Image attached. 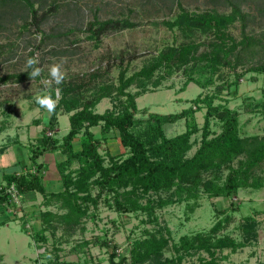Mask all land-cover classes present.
<instances>
[{
  "label": "trees",
  "instance_id": "trees-1",
  "mask_svg": "<svg viewBox=\"0 0 264 264\" xmlns=\"http://www.w3.org/2000/svg\"><path fill=\"white\" fill-rule=\"evenodd\" d=\"M56 1L53 0L49 11L40 14L35 0H0V9L3 8V12L0 10V27H3L7 20L30 17L31 20H27L25 25H35L36 30L42 31L43 22L49 13L56 10ZM154 1L178 5L179 13L176 17L164 19L159 24L162 23L171 30L178 28L186 38L179 44L175 41L174 44L166 46L150 63L131 75H128L129 64L122 67L117 85L105 81L97 83L108 70L103 73L94 70L90 73L89 80L81 78L82 80L77 82L64 79L61 84L55 85L59 88L60 98L55 111L51 113L48 125L42 131V136L32 148L33 167L27 170L22 166L20 170L0 168L1 205L13 202V191H10V188L14 186L19 197L39 192L43 195L45 206L53 205L59 209L41 212L44 227L43 231L37 232L39 239H47L43 232L48 229L55 234L59 225L69 234L80 226L84 231L85 219L92 207H98L103 195L108 196L106 200L118 212H140L147 215L148 222L159 224L157 209L175 202L198 198L201 187L208 197L232 198L233 203L241 190L264 188V137L258 134H241L240 112L226 103L214 102L220 95V89L206 94L200 93L190 100L192 104L189 107L179 112L150 113L148 117L137 116L144 110L139 108L136 99L144 91L134 93L128 90L138 79L140 84L151 81L156 72L162 69L170 74L184 68V72L188 74L186 86L194 82L202 88L214 85L213 76L221 67L236 71L240 66L244 67L252 61L245 71L264 74V41L246 31L253 16L244 6L256 0H211L216 6H228L229 12H220L217 7L201 12L190 11L183 6L181 0ZM19 11L26 12V15ZM261 11H264V6ZM237 21L243 23L240 40L229 31L230 26ZM137 25L138 23L129 17L102 20L96 15L88 23L86 30L90 32V38L101 40L110 32ZM203 34L206 35L207 41L198 42L197 37ZM202 46H205V49L201 51ZM30 56H34V51L30 52ZM200 63L204 71L210 70L212 74L204 82L194 77V71ZM121 64H124V59ZM245 71L238 76L242 77L247 73ZM8 81L25 82L30 79L26 71L0 76V84ZM153 83L158 86L161 83L160 78ZM56 87L51 90L54 98L58 95ZM237 89L238 87L235 91ZM85 91H93L92 96H84ZM114 94L125 97L122 110L112 109L102 113L95 110L104 98ZM260 105L263 106L264 113V100L257 102L252 110L258 111ZM204 108V122L199 126L196 113ZM60 111L71 113L70 129L62 138L48 134L49 129H55ZM213 120L221 127L218 133L212 129ZM182 121L185 123V130L169 134V129ZM98 125L101 127L100 136H96L91 130ZM83 131L85 133L77 147L75 139ZM112 131L120 138L122 146L126 149L125 153L101 151L102 140L107 139ZM200 131L198 146L193 154L188 155L197 144V140L192 137ZM56 150L64 157L57 162L63 189L52 191L45 185L47 166L38 161V158L45 152ZM19 164L16 163V166ZM222 169L228 170L225 178L222 177ZM205 174H210V177L205 178ZM94 189L98 190L96 194ZM171 190L176 198L162 196L163 192ZM14 203L16 205L15 201ZM231 209L236 211L238 208L232 206ZM219 213H224L225 216L220 217L209 231L184 235L179 242L173 240L172 232L166 226L159 225L152 230L147 229L143 236L133 240L129 257L122 256L117 259L118 246L115 245L110 263L194 264L187 258L205 252L207 256H199V264H227L223 262L228 258V255L224 254L225 250L236 253L258 240V222L255 215L243 216L238 225L242 236L240 239L223 232L234 220L233 213H227L225 209H220ZM89 244L90 240H84L74 249L82 250ZM109 244L107 240L103 242V245ZM168 251L173 254L168 256ZM44 264L72 263L56 261Z\"/></svg>",
  "mask_w": 264,
  "mask_h": 264
},
{
  "label": "rangeland",
  "instance_id": "rangeland-1",
  "mask_svg": "<svg viewBox=\"0 0 264 264\" xmlns=\"http://www.w3.org/2000/svg\"><path fill=\"white\" fill-rule=\"evenodd\" d=\"M36 8L43 14L52 7L53 0H35ZM183 6L190 11L201 12L217 7L220 12H229L225 5H214L211 0H181ZM55 11L49 13L42 24V31L36 30L35 25H25L30 17H18L7 20L0 27V76L8 73L25 71V61L34 51V56L39 58V66L43 68L41 78L25 82L8 81L0 84V168L5 170L18 169L21 166L27 170L33 167L31 159L32 148L42 136V131L48 125L51 116L46 109L40 107L34 100L36 95H51L52 88L57 85L50 81L49 66L60 62L65 80H89V75L94 70L104 72L98 79L106 83L118 84V76L122 67L129 64L128 75L140 70L150 63L162 49L168 45L179 44L186 37L175 28L169 29L160 23L164 19H174L179 13L176 3L154 0H57ZM264 0L248 2L244 6L252 14L246 31L256 38L264 41ZM3 12V8L0 9ZM5 11V10H4ZM19 13H25L19 11ZM98 15L100 19L129 17L138 25L122 31L110 32L101 40L90 38L86 30L88 23ZM229 31L240 40L242 38L243 23L235 22ZM206 35L197 37L201 42ZM205 46L201 47V51ZM124 59V64L121 62ZM252 62V61H251ZM240 66L236 71L229 67H221L214 74V85L202 88L197 83L185 84L188 74L183 69L175 70L168 74L159 70L151 81L140 84L138 79L128 88L131 92H142L137 97L139 108L143 111L137 116H146L150 113L169 114L189 107L190 100L200 93L218 91L220 95L215 99V104H228L232 109L240 112V129L242 135L258 134L264 137L263 106L258 111H253L257 102L264 100V74L245 71L251 65ZM202 63L196 67L194 77L206 81L211 77V71H204ZM247 72L242 77L238 74ZM80 76V77H79ZM163 76V77H161ZM161 80L158 86L153 81ZM222 86L221 88H219ZM238 87L237 91L235 89ZM185 88V90H184ZM144 89V90H143ZM58 95L53 100L58 102ZM93 91H85L84 96H92ZM125 97L114 94L104 98L95 108L97 112L106 110H122ZM145 112V113H144ZM206 109L197 111L196 118L199 126L203 125ZM70 114L60 111L55 129H49L48 134L62 138L70 129ZM40 122H37V121ZM186 126L184 121L174 124L169 129V134L183 132ZM212 129L220 132L221 127L217 121H212ZM96 136L101 135L100 125L93 127ZM85 131L75 139V146L79 147L80 139ZM197 144L188 155L193 154L201 138V131L193 135ZM109 150L113 154L125 153L120 143V138L112 131L107 139L102 140L101 151ZM63 157L59 150L45 152L38 161L46 164L45 185L48 190L63 189L62 181L57 170V162ZM20 163L16 166V163ZM237 164V161H235ZM24 165V166H23ZM22 169V168H21ZM228 170L221 171L225 178ZM210 174H205L209 178ZM2 179V172H0ZM253 190V189H251ZM241 190L237 198L208 197L200 188L198 198L179 201L157 209L159 224L147 221V215L140 212L120 213L106 200V195L101 198L97 208L92 207L89 216L84 221L85 230L80 227L72 234L59 225L55 234L51 229L45 230L43 235L46 240L39 239L37 232L44 227L40 217L45 210L58 211L56 206L47 207L43 204V195L39 192L27 193L14 201L0 204V264H44L48 262H67L72 264H111L110 256L114 246H118L119 256L129 257V249L135 238L143 236L145 230L157 228L159 225L168 227L172 232L175 242H179L184 235H193L197 232H207L220 217L225 216L219 210L233 213L234 220L223 230L241 239L238 225L242 217L254 215L255 211L264 208V188L259 190ZM95 194L97 189L93 191ZM246 192V193H245ZM251 192V193H250ZM163 197L176 198L174 191L163 192ZM110 198V197H109ZM16 202V201H15ZM192 206V207H191ZM194 206V207H193ZM232 206L237 207L232 211ZM222 232V231H221ZM84 240L90 244L82 250H75ZM109 241V246L103 242ZM257 241L253 245L232 253L225 250L228 258L223 261L229 264H264V249ZM171 256L172 251L166 253ZM207 256L205 252L196 253L187 258L194 264H199V256ZM57 256L59 258H57Z\"/></svg>",
  "mask_w": 264,
  "mask_h": 264
},
{
  "label": "clouds",
  "instance_id": "clouds-1",
  "mask_svg": "<svg viewBox=\"0 0 264 264\" xmlns=\"http://www.w3.org/2000/svg\"><path fill=\"white\" fill-rule=\"evenodd\" d=\"M25 71L30 80H34L43 72V68L39 66V58L37 56H29L25 61ZM50 81L46 83L55 82L57 85L64 81L65 74L62 71V64L60 62L53 63L48 69ZM35 102L49 113H53L56 107V101L50 95H36Z\"/></svg>",
  "mask_w": 264,
  "mask_h": 264
},
{
  "label": "crops",
  "instance_id": "crops-1",
  "mask_svg": "<svg viewBox=\"0 0 264 264\" xmlns=\"http://www.w3.org/2000/svg\"><path fill=\"white\" fill-rule=\"evenodd\" d=\"M94 127H96V126H94ZM91 130L94 132L93 127L91 128ZM120 143H121V141H120ZM251 191H253V190H251ZM263 210H264V208H263ZM261 211L262 210L255 211L254 215H255L256 220L258 222V226H257V229H258V240H257V242L258 243H257V245L259 244V246L261 247V249H264V211L263 212H261Z\"/></svg>",
  "mask_w": 264,
  "mask_h": 264
},
{
  "label": "built area",
  "instance_id": "built-area-1",
  "mask_svg": "<svg viewBox=\"0 0 264 264\" xmlns=\"http://www.w3.org/2000/svg\"><path fill=\"white\" fill-rule=\"evenodd\" d=\"M10 191H13V193H12L13 200H15L16 203H17V202H18V199H19V195H18V193L16 192V190L14 189V186H12V187L10 188Z\"/></svg>",
  "mask_w": 264,
  "mask_h": 264
}]
</instances>
